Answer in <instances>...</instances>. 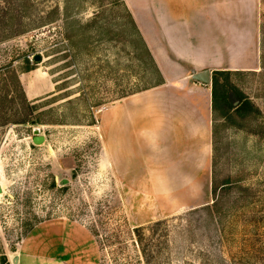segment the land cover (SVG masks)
Wrapping results in <instances>:
<instances>
[{
	"label": "rangeland",
	"instance_id": "1",
	"mask_svg": "<svg viewBox=\"0 0 264 264\" xmlns=\"http://www.w3.org/2000/svg\"><path fill=\"white\" fill-rule=\"evenodd\" d=\"M33 2L0 0V264H264V0L259 65L220 76L202 173L164 150L128 172L107 138L104 111L160 82L124 0ZM49 220L79 246L29 236Z\"/></svg>",
	"mask_w": 264,
	"mask_h": 264
},
{
	"label": "crops",
	"instance_id": "2",
	"mask_svg": "<svg viewBox=\"0 0 264 264\" xmlns=\"http://www.w3.org/2000/svg\"><path fill=\"white\" fill-rule=\"evenodd\" d=\"M124 2L164 82L108 107L103 113L107 138L120 149L118 160L127 166L128 172L140 170L139 166L146 162V153L158 155L161 150L167 151L170 164L174 159L177 165L193 166L194 172H206L207 159L202 160L201 148L212 135L213 89L211 84L195 80L193 74L206 69L211 76L214 70L257 69L262 0ZM24 76L28 85L31 75ZM45 82L30 83L32 98L49 90L45 89L48 85ZM146 148L157 150L145 152ZM148 157L154 161L151 154ZM57 224L51 220L42 222L29 236L60 240L56 247H78L76 237ZM49 226L55 229L43 232Z\"/></svg>",
	"mask_w": 264,
	"mask_h": 264
},
{
	"label": "trees",
	"instance_id": "3",
	"mask_svg": "<svg viewBox=\"0 0 264 264\" xmlns=\"http://www.w3.org/2000/svg\"><path fill=\"white\" fill-rule=\"evenodd\" d=\"M33 1L34 0H28V3H29V5L31 7H34L35 6V2H33ZM31 2H32V4H31ZM129 14H130V16L132 18V23H133V26H134L136 32L138 33V35H140V37H141V39H142V41L144 43L145 49L147 50V52L149 53L150 57L152 58L153 63H155V60H154V58L152 56V53H151V51H150V49H149V47H148V45H147V43H146L143 35H142L139 27L137 26V24H136V22H135V20H134V18L132 16V14L131 13H129ZM33 22H34V26L36 28L42 27V26H46L48 24V23H46L47 22L46 17L43 16V14H41V13L39 15H37L35 17V19H33ZM29 29H30L29 27L26 28V29H20V30L16 31L15 34H17L18 32H27V31H29ZM156 69H157L156 71L160 75V82L157 84V85H159V84H162L164 81H163V78L161 76V73H160V70H159L157 64H156ZM29 70H31V68ZM11 72H14V74H15V76L17 78V82L19 83L20 87H22V83H21V80H20V77H19L17 71H15L14 69H12ZM226 72H229V71L228 70H215L214 73H213V77H212V89H213V107L214 108H216V106H217V102H218L219 97L220 96L221 97H224L225 96L224 95L225 93L219 94V92H220V87H221V84H220V76L223 75V74H226ZM145 89H148V88H145ZM125 96H121V97H125ZM33 122H35V121H33Z\"/></svg>",
	"mask_w": 264,
	"mask_h": 264
},
{
	"label": "water",
	"instance_id": "4",
	"mask_svg": "<svg viewBox=\"0 0 264 264\" xmlns=\"http://www.w3.org/2000/svg\"><path fill=\"white\" fill-rule=\"evenodd\" d=\"M35 61L40 62L41 61V55L40 54H36L35 55ZM193 78L195 80L201 81L203 83H211L212 78H211V73L210 70L206 69L200 72H196L193 74ZM46 140L45 135L44 134H40V128L36 127L34 129V136L32 137V141L34 144L36 145H40L42 143H44ZM4 192L3 186L0 183V194H2ZM19 260V256L16 255L14 257V263L17 264Z\"/></svg>",
	"mask_w": 264,
	"mask_h": 264
},
{
	"label": "bare ground",
	"instance_id": "5",
	"mask_svg": "<svg viewBox=\"0 0 264 264\" xmlns=\"http://www.w3.org/2000/svg\"><path fill=\"white\" fill-rule=\"evenodd\" d=\"M0 183H1V180H0ZM2 184V183H1ZM3 186V185H2Z\"/></svg>",
	"mask_w": 264,
	"mask_h": 264
}]
</instances>
